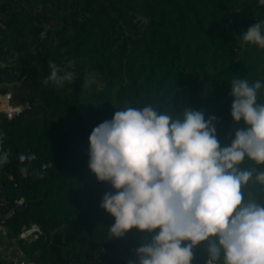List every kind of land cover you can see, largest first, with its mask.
<instances>
[{"label": "trees", "instance_id": "1", "mask_svg": "<svg viewBox=\"0 0 264 264\" xmlns=\"http://www.w3.org/2000/svg\"><path fill=\"white\" fill-rule=\"evenodd\" d=\"M264 20L257 0H0V206L12 234L38 229L34 264H128L147 233L110 239L99 207L112 191L87 166L88 137L116 110L151 104L220 118L222 145L234 125L232 79L264 82V49L241 33ZM74 72L44 83L50 64ZM264 103V87L258 90ZM241 167L264 169L247 158ZM264 203V186H247ZM24 199L21 206L15 201ZM193 264H203L199 248Z\"/></svg>", "mask_w": 264, "mask_h": 264}, {"label": "clouds", "instance_id": "2", "mask_svg": "<svg viewBox=\"0 0 264 264\" xmlns=\"http://www.w3.org/2000/svg\"><path fill=\"white\" fill-rule=\"evenodd\" d=\"M264 5V0H257ZM264 49V20L241 33ZM44 83L62 87L74 72L52 63ZM264 82L232 79L234 127L222 145L220 118L185 107L180 112L151 104L116 110L88 137L87 166L110 184L99 207L114 218L110 239L135 229L150 236L132 250L128 264H264V203L246 198L248 185L264 186V169L241 167L247 158L264 164Z\"/></svg>", "mask_w": 264, "mask_h": 264}, {"label": "built area", "instance_id": "3", "mask_svg": "<svg viewBox=\"0 0 264 264\" xmlns=\"http://www.w3.org/2000/svg\"><path fill=\"white\" fill-rule=\"evenodd\" d=\"M21 107L12 105L8 95H0V112L5 113L8 118L20 113ZM1 181V174H0ZM1 192V188H0ZM24 203L23 198L15 201L16 206ZM6 204L4 199L0 200V206ZM13 215V210L5 213L0 211V264H34L26 255V246L40 238L39 232L28 234L29 230H24L19 234H12L8 228L7 220Z\"/></svg>", "mask_w": 264, "mask_h": 264}, {"label": "water", "instance_id": "4", "mask_svg": "<svg viewBox=\"0 0 264 264\" xmlns=\"http://www.w3.org/2000/svg\"><path fill=\"white\" fill-rule=\"evenodd\" d=\"M8 96L10 97V95H8ZM37 231H38V229H34V230L29 231L28 234H31V233H33V232H37Z\"/></svg>", "mask_w": 264, "mask_h": 264}]
</instances>
